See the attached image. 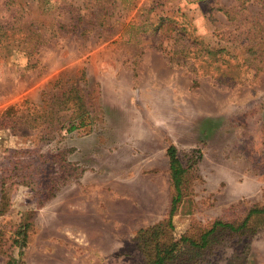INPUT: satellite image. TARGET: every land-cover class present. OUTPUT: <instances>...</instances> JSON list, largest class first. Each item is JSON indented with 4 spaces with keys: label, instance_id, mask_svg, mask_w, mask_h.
<instances>
[{
    "label": "rangeland",
    "instance_id": "obj_1",
    "mask_svg": "<svg viewBox=\"0 0 264 264\" xmlns=\"http://www.w3.org/2000/svg\"><path fill=\"white\" fill-rule=\"evenodd\" d=\"M238 4L0 0V24L32 23L43 36L13 40L0 55V264L10 257L13 264H148L138 230L166 224L168 210L151 209L145 178L153 174L169 192V144L188 171L163 241H200L214 221L239 223L264 206V61L248 80L228 83L177 53L184 24L192 38L230 52L250 43L246 32L264 29V9ZM224 10L243 16L236 21L240 15ZM58 77L83 87L82 127L67 130L66 111L52 128V117L42 116ZM108 180L116 189H106ZM64 200L93 203L92 226L82 214L70 224ZM108 201L116 211L108 212ZM183 257L184 264H264V227L219 229Z\"/></svg>",
    "mask_w": 264,
    "mask_h": 264
},
{
    "label": "trees",
    "instance_id": "obj_2",
    "mask_svg": "<svg viewBox=\"0 0 264 264\" xmlns=\"http://www.w3.org/2000/svg\"><path fill=\"white\" fill-rule=\"evenodd\" d=\"M238 6L241 9L245 8L248 3H256L264 9V0H237ZM227 18L236 19L235 17L240 15L239 20L243 14L224 10ZM257 23L252 22L253 27L259 26ZM186 25V26H185ZM159 26L155 25L157 30ZM187 24L182 25L179 31V36L183 38L180 42L181 46L177 49V53L183 57L193 59V63L201 71H214L216 75L212 74L214 78L218 80L222 78L224 82L234 81H246L248 80L250 72L252 70L261 69L260 63L264 61V29L258 30L259 33L246 32L251 37V42L245 44V46H239L238 49L230 52L227 48H219L204 44L203 41L198 38H192L188 35L186 30ZM32 23H23L19 29L14 27H6L0 24V55H6L10 51V44L13 40H27L32 41L34 37L37 41H41L43 36L41 33L34 34L31 30ZM76 25L73 26V29ZM189 40V44L186 42ZM236 50V52H235ZM29 53V52H28ZM184 59V58H183ZM196 67V69H197ZM195 69V70H196ZM220 72V73H218ZM256 74V73H255ZM85 73L81 72L78 79L84 80ZM65 82L60 77L54 79L49 84L50 86L57 87L58 91L53 97H50L47 103L43 105V111L46 113L45 118L54 122L48 121L47 126L55 127V120H62L58 118L57 114L63 111L68 112L69 120L67 121V130H73L85 125V119L88 117V107L86 101V94L83 92V87L78 85L74 79H69ZM52 98V99H51ZM47 100V99H46ZM41 116V117H42ZM46 119V120H48ZM62 123H65L62 121ZM58 124V123H57ZM64 125V124H62ZM166 154L168 156V169H169V209L167 211L166 224L158 223L141 228L138 230V243L140 245L142 253L147 257L148 264H175V262L184 264V252L188 249H203L208 245L210 236L219 229H227L232 232H238L252 227L256 224L258 227H264V206H253L248 209L246 215L239 223L214 221L212 226L206 230L200 237V241H196L189 236H180L178 240H172L169 242L162 240L164 225H170L172 216L174 215L177 205L183 196V180L188 168L183 166L177 153V148L174 144H169L166 148ZM26 230L23 228L21 232H18L20 236L19 247L22 248L26 245ZM21 253V252H20ZM6 264H13V258L6 262Z\"/></svg>",
    "mask_w": 264,
    "mask_h": 264
},
{
    "label": "crops",
    "instance_id": "obj_3",
    "mask_svg": "<svg viewBox=\"0 0 264 264\" xmlns=\"http://www.w3.org/2000/svg\"><path fill=\"white\" fill-rule=\"evenodd\" d=\"M78 147H80V145H78ZM148 176L151 177H146L145 181L147 182L146 184V194L148 197V202L149 205L151 206V209L153 210V207H164V210L167 208V210L169 209V192H165V189L161 186H159L157 184V182L154 180L153 174H149ZM108 186L106 189L108 188H114L116 189V182L115 181H111L108 180ZM88 201V202H87ZM85 201L83 204H81L80 202L77 203V206H75V204L73 202L67 201L63 202V206L68 210V214L69 215V219H67L69 221L70 224H74L75 221L79 222L80 220V215L82 214L84 216L83 220L88 223V226H92V222L95 221L94 216H92L93 213V203H89V200ZM106 204V208L108 210V212L111 211V209H113V211H116V205L113 203L111 204V201H108ZM97 205H99V202L97 203ZM87 206H90V208L88 209ZM74 214H76L77 218L74 217ZM86 215V216H85ZM88 215H90L89 217H87ZM84 235V234H83Z\"/></svg>",
    "mask_w": 264,
    "mask_h": 264
}]
</instances>
